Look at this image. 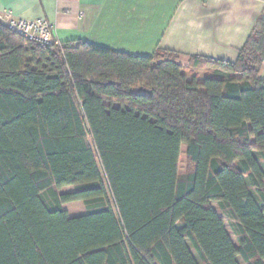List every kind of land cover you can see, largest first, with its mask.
<instances>
[{"label": "trees", "instance_id": "16d2710c", "mask_svg": "<svg viewBox=\"0 0 264 264\" xmlns=\"http://www.w3.org/2000/svg\"><path fill=\"white\" fill-rule=\"evenodd\" d=\"M263 59L264 13L234 62L189 58L202 80L0 22V264H264Z\"/></svg>", "mask_w": 264, "mask_h": 264}, {"label": "crops", "instance_id": "0c3cea01", "mask_svg": "<svg viewBox=\"0 0 264 264\" xmlns=\"http://www.w3.org/2000/svg\"><path fill=\"white\" fill-rule=\"evenodd\" d=\"M0 10L50 22L58 45L81 41L137 56L173 51L192 73L191 56L237 59L264 0H0ZM258 78H264V59ZM224 226L237 245L225 220Z\"/></svg>", "mask_w": 264, "mask_h": 264}, {"label": "built area", "instance_id": "2783aa9c", "mask_svg": "<svg viewBox=\"0 0 264 264\" xmlns=\"http://www.w3.org/2000/svg\"><path fill=\"white\" fill-rule=\"evenodd\" d=\"M203 2L204 0H198ZM0 22L5 27L25 39L43 45H58L53 36L54 27L45 19H25L11 12L0 10Z\"/></svg>", "mask_w": 264, "mask_h": 264}, {"label": "rangeland", "instance_id": "374dc122", "mask_svg": "<svg viewBox=\"0 0 264 264\" xmlns=\"http://www.w3.org/2000/svg\"><path fill=\"white\" fill-rule=\"evenodd\" d=\"M186 71H188L186 69ZM189 72V71H188ZM188 78L191 77H195L197 80H202L204 77L207 76H212L213 73L211 70L206 69V68H196L195 71H192V73H187ZM178 173L179 175H183L187 172V170L189 169V165L187 162V158L185 155V147L182 146L181 147V152L179 155V167H178ZM73 190L72 186H66V187H62L60 189H58V193H66V192H70ZM215 209L217 210V212L220 214V216H222L226 222L227 228L229 229V231L232 234V231L230 229L229 226V220L224 216V214L220 211V209L218 208L217 205H214ZM62 207L68 212V214L70 216H78V215H82L85 213V209H84V205L81 201H76V202H70V203H64L62 205ZM233 239L236 243V237L233 235Z\"/></svg>", "mask_w": 264, "mask_h": 264}]
</instances>
